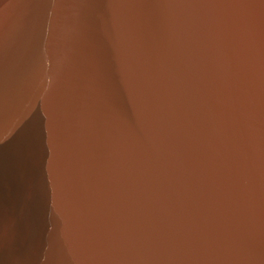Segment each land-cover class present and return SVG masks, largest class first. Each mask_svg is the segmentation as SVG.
<instances>
[{
  "label": "clouds",
  "instance_id": "clouds-1",
  "mask_svg": "<svg viewBox=\"0 0 264 264\" xmlns=\"http://www.w3.org/2000/svg\"><path fill=\"white\" fill-rule=\"evenodd\" d=\"M0 159V264H264V0H0Z\"/></svg>",
  "mask_w": 264,
  "mask_h": 264
},
{
  "label": "water",
  "instance_id": "water-1",
  "mask_svg": "<svg viewBox=\"0 0 264 264\" xmlns=\"http://www.w3.org/2000/svg\"><path fill=\"white\" fill-rule=\"evenodd\" d=\"M7 180H8V161L6 159H0V198H4L5 193L7 191L5 187Z\"/></svg>",
  "mask_w": 264,
  "mask_h": 264
}]
</instances>
